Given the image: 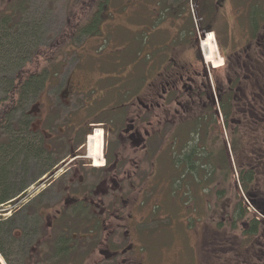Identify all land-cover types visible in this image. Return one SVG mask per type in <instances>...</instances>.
Segmentation results:
<instances>
[{"label": "flooded vegetation", "instance_id": "flooded-vegetation-1", "mask_svg": "<svg viewBox=\"0 0 264 264\" xmlns=\"http://www.w3.org/2000/svg\"><path fill=\"white\" fill-rule=\"evenodd\" d=\"M197 3L199 23L194 27L189 15V28L180 24L177 35L187 32L188 39L182 36L172 53H156L153 77L149 65L139 76L128 66L108 74L105 85L97 61L95 75L85 70L82 85H64L62 108L32 104V135L55 159L32 182L44 188L32 198L28 214L20 216L24 204L0 219L6 264H143L134 236L143 216L125 211L127 205L143 208V190L151 196L161 190L165 142L175 148L180 128L209 124L212 109L226 142V124L238 127L240 135L245 122L264 125V0ZM208 33L222 60V77L204 59L201 43ZM36 121L44 128L35 127ZM98 131L97 162L88 141ZM145 163L150 171L143 170ZM52 189L56 199L44 198Z\"/></svg>", "mask_w": 264, "mask_h": 264}, {"label": "rangeland", "instance_id": "rangeland-1", "mask_svg": "<svg viewBox=\"0 0 264 264\" xmlns=\"http://www.w3.org/2000/svg\"><path fill=\"white\" fill-rule=\"evenodd\" d=\"M197 1L199 0H110V17H104L106 21L102 25L100 35L86 36L72 33V36L65 38L63 34L71 0H28L23 18H30L35 29L32 39L21 46L23 55L15 56L17 49L11 46L0 48V57L4 56L0 59V111L10 102L7 94L13 93L14 87L11 86L13 77L20 69L36 73L46 68L49 70V74L47 72L49 76L45 73L47 83L43 91L36 96L29 95L24 98L23 112L28 111V114L34 102L37 104L54 102L62 108L60 105L63 100H59L61 98L59 95L64 85L66 86L67 81L82 85L81 79L85 74L87 75L84 71L87 70L90 76H94L97 61L101 66L99 72L105 85L108 74H117L128 66L134 67L139 76L141 69L146 70V66L149 65L148 73L152 71L149 75L153 77L152 74L156 69L153 66L154 62L151 61L158 51L172 53L177 41L183 36V34L177 35L180 24L184 30H187L189 28L187 24H190L189 15L194 27L199 23ZM176 8L178 14L174 13ZM1 9L3 5L0 4ZM183 37L185 40L188 39L187 32ZM49 45H52V48L44 54L45 56L29 61L30 54L38 49L41 53L44 47L47 48ZM41 57L49 59L44 60ZM208 69L212 70L210 64ZM220 69L221 67L216 69V73L222 77L223 72ZM55 70H58V73L52 76ZM136 82H139V77ZM18 115V112L15 113V120ZM46 116H43L45 120ZM41 124L36 121L33 125L44 128ZM2 131L4 130L1 128L0 140L5 138ZM169 143L165 142V150ZM48 148L50 149L49 146ZM159 168L162 169L160 180L163 179L161 190L153 196L151 192L143 190V208L136 209L127 205L125 211V214H128L131 210L135 218L143 216V226L138 234L134 235L135 244L140 241L138 252L143 254V264H227L228 262L232 264L236 260L250 262L248 264H264V228H260L257 234L246 235L243 233L242 222L233 224L232 210L239 194L243 197V205L248 209L247 215L254 213L253 207L234 182L238 179L235 170L228 185L226 183L216 185L217 190H226L228 187L226 196L221 199H217L216 195L211 193L216 190L212 189L213 185L209 187L211 191L205 192L195 184L193 178L190 180L189 176H186L185 181L190 184L191 189L189 201L186 187L181 188L174 195L171 194L169 179L174 178L176 170L171 165L170 154L166 152L163 154ZM143 170L150 171L148 164H143ZM33 171L29 168L27 173ZM7 172L22 176L24 174L15 164L14 166L8 164ZM16 177L21 178L17 175ZM9 178L12 179L11 175ZM43 188L40 183L31 182L24 194L0 206V219L8 218L13 210L24 204L27 205L20 216H26L32 198ZM56 194L58 195V192L52 189L44 198L54 200ZM228 201L231 206L225 209L224 205ZM261 223L264 227V222ZM0 263L6 264L1 256Z\"/></svg>", "mask_w": 264, "mask_h": 264}, {"label": "trees", "instance_id": "trees-1", "mask_svg": "<svg viewBox=\"0 0 264 264\" xmlns=\"http://www.w3.org/2000/svg\"><path fill=\"white\" fill-rule=\"evenodd\" d=\"M109 3L110 0H71L63 37L68 38L72 33L86 36L100 35L102 25L106 21L104 17L109 16ZM0 4L3 5V9L0 10V48L11 46L17 49L15 56L21 57L23 55L21 46L32 39L35 29L30 18H23L28 0H0ZM82 21L84 23L81 24ZM51 48L52 45L44 47L41 53L39 49L36 50L30 54L29 61L45 56L44 54ZM155 65L153 63L154 67ZM18 71L11 84L14 87L13 93L7 94L10 102L0 111V130L1 128L4 130L2 135L5 137L0 140V206L24 194L27 186L40 175L39 169L49 166L55 159L50 150L43 146L42 139L34 138L29 127L28 111L23 112L24 98L29 95L36 96L43 91L47 83L45 73L49 74V70L46 68L40 73L21 69ZM57 73L58 70H55L52 76ZM17 112L19 115L15 120ZM210 118L209 124L205 121H197L181 127V131L177 132L179 136L176 141L177 146L165 150L168 155L170 154L171 165L176 170L174 178L169 179L171 194L174 195L181 188L186 187L187 199L190 201L191 189L190 184L185 181L186 176H189L190 180L193 178L195 184L207 192L211 185H213L212 189H216V185L219 184L228 185L235 170L238 179L234 182L253 207L254 213L247 215L248 209L243 205V197L239 194L237 203L233 205V224L242 222L244 234H257L260 228H264L261 223L264 222V125L255 127L245 122L242 124L240 135L238 127L226 124L229 134V142H226L213 109ZM8 164L18 166L23 170V176L17 173L16 175L21 177L18 179L15 174L8 173ZM29 168L34 170L30 174L27 173ZM10 175L12 179L9 178ZM226 190L209 191L216 195L217 199H221L226 196ZM224 206L227 209L231 205L228 201ZM223 241L225 243V238ZM248 263L250 262L236 260L232 264Z\"/></svg>", "mask_w": 264, "mask_h": 264}, {"label": "bare ground", "instance_id": "bare-ground-1", "mask_svg": "<svg viewBox=\"0 0 264 264\" xmlns=\"http://www.w3.org/2000/svg\"><path fill=\"white\" fill-rule=\"evenodd\" d=\"M202 49L204 59L208 64H212L214 68L221 67V57L218 55L217 45L215 39L211 33H208L207 36L202 40ZM95 136L89 137L88 145L90 147V155H93L96 161L98 162L100 159L101 151V134L100 132H96Z\"/></svg>", "mask_w": 264, "mask_h": 264}]
</instances>
